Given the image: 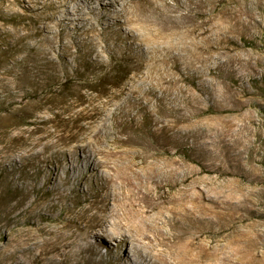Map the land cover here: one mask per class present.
Returning <instances> with one entry per match:
<instances>
[{"label": "rangeland", "instance_id": "1", "mask_svg": "<svg viewBox=\"0 0 264 264\" xmlns=\"http://www.w3.org/2000/svg\"><path fill=\"white\" fill-rule=\"evenodd\" d=\"M122 187L190 264H264V0H0V264H163L101 220Z\"/></svg>", "mask_w": 264, "mask_h": 264}, {"label": "bare ground", "instance_id": "2", "mask_svg": "<svg viewBox=\"0 0 264 264\" xmlns=\"http://www.w3.org/2000/svg\"><path fill=\"white\" fill-rule=\"evenodd\" d=\"M86 1H94V0H86ZM95 1L102 3L103 0H95ZM103 6H104V4H103ZM105 6H107V5H105ZM178 6H179V8L184 7L181 3ZM152 10H153V12L157 11L159 18L162 19L164 17L163 12L160 11V8L158 5H156L154 7V9H152ZM146 11L147 10L145 8H140V10L138 11V18H139L140 22L142 23L143 27H145L146 31H148L147 33H149L148 34L150 37L149 41L154 42V41L161 39L160 37L167 35L166 33H168L170 31V28L166 27V26L159 25V23H157L154 19H151L152 21H149V20L147 21L146 19H145L146 21L145 20L143 21V19H141V17L143 16V14ZM188 33H189V29H187V30L184 29L183 34L181 33V36H182L181 40L186 39V37H188L187 36ZM174 34H176V33H174ZM177 34L178 35H174L172 37L179 36V33H177ZM171 39H173V38H171ZM185 41L188 42L187 40H185ZM147 42H148V40H147ZM181 42H183V41H181ZM52 64L55 65L57 63L53 62ZM41 115H43V114H41ZM42 118H43V116H42ZM35 119H36V117H35ZM38 120H39V118H38ZM43 120H45V119H43ZM50 120H52V119H50ZM49 127H51V126H49ZM22 131H24V130H22ZM51 131H50V133L53 132V131L52 132ZM43 133H45V132H43ZM76 136H78V135H75L73 137L75 138ZM48 137H50V134ZM44 138H46V137H44ZM44 138H42L40 136L39 138H37L35 141H32V142L34 144L36 143L35 146H37V145L39 146L42 143ZM69 139L72 140V142L77 140L76 138L71 139L70 137H68V138L67 137H61V138L59 137L58 139H56L57 140L56 142L54 140L51 144H50V142L43 144L44 149L45 150L46 149H53L55 151L53 153L57 157L61 156V155H66L67 151L63 147H65L67 144H69ZM71 148H76V146H72ZM75 161L77 162L78 158L77 159L75 158ZM61 162H62V160H61ZM76 162H75V164H76ZM106 165H109V164L106 163ZM93 167H94L93 163L90 164V162L87 161V168L84 171L93 169ZM113 171L115 172V179L116 180H120L122 184H126L127 186H131V182L128 180V178H126L124 175H121L119 173V169L117 168L116 165L113 167ZM55 176H58V174L56 173ZM74 178H75L74 175L66 174L65 182L70 184V185H74L76 183V180ZM108 188H110V187L108 185L106 186V184H105V187H103V190H106L107 194L109 193ZM111 196H112L111 199L113 200L114 204L111 205L110 207L106 208V210L104 212L105 213L107 212V213L105 216H103L101 218V220H107L108 217L113 218L115 220V223H117L120 227H122V230L124 232H126V234H127V237H125L123 239V241L125 243L130 242L132 246H135V245L141 246V248H143L144 251L147 253V257L151 258L149 260L150 262L152 261V258L156 257V259H158V262H162L163 264H190V262H196V259L199 262L200 258H203L202 257L203 251L201 249H200L199 253L194 255L195 257L191 258V255H190V253L193 254V249L200 247L199 243L195 242L194 240L187 241V242H185V244L182 243L183 240L185 238H187V236L190 234L188 232H181V233L178 232L174 236H165L159 232H157L154 235H151L153 227H152L151 223L147 221V220H150V219H148L147 215L150 212L159 209L160 207L158 204L154 205L151 208L147 207V205L144 208L143 207L139 208L135 204V202H133L132 199H130L131 198L130 192L125 191L123 189V187L121 188V190H113L111 192ZM142 199L146 200L147 197L143 196ZM145 203L146 202H144V204ZM158 219H159V217L156 213L155 218L153 220H158ZM198 239H199V237H198ZM124 257H128V256H126V253H125ZM138 259L141 261L142 264L148 263L147 262L148 260L145 257H140ZM150 264H155V262H151ZM200 264H202V262Z\"/></svg>", "mask_w": 264, "mask_h": 264}]
</instances>
